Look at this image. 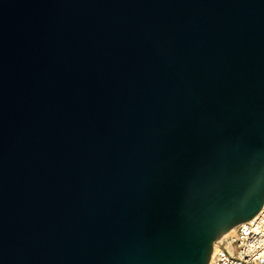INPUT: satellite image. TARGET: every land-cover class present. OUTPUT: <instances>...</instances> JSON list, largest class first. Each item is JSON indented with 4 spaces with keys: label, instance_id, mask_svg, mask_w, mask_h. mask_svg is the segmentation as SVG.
<instances>
[{
    "label": "water",
    "instance_id": "water-1",
    "mask_svg": "<svg viewBox=\"0 0 264 264\" xmlns=\"http://www.w3.org/2000/svg\"><path fill=\"white\" fill-rule=\"evenodd\" d=\"M264 205V0H0V264H208Z\"/></svg>",
    "mask_w": 264,
    "mask_h": 264
},
{
    "label": "built area",
    "instance_id": "built-area-1",
    "mask_svg": "<svg viewBox=\"0 0 264 264\" xmlns=\"http://www.w3.org/2000/svg\"><path fill=\"white\" fill-rule=\"evenodd\" d=\"M208 264H264V205L217 242Z\"/></svg>",
    "mask_w": 264,
    "mask_h": 264
}]
</instances>
